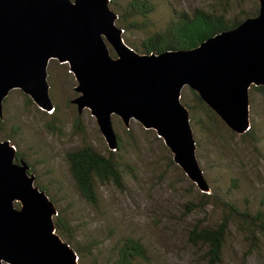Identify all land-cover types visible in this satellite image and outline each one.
<instances>
[{"label": "rangeland", "instance_id": "374dc122", "mask_svg": "<svg viewBox=\"0 0 264 264\" xmlns=\"http://www.w3.org/2000/svg\"><path fill=\"white\" fill-rule=\"evenodd\" d=\"M111 1L124 41L138 50L144 39L161 31L177 12L191 14L200 9L224 13L232 20L258 8L255 0H148L153 11L143 22L128 19L125 9L131 0ZM130 21H138V27H128ZM46 73L55 111H41L21 91L12 90L2 107L0 141L15 148L16 155L30 166L36 185L61 211L69 228L64 239L78 252L79 264H113L127 236L138 240L146 251L143 259L132 264H213L207 246L197 239L191 241L190 232L214 228L227 218V205L241 212H264V90H249L250 135L231 132L206 110H197L190 121L197 162L209 186L208 192H201L174 164L155 132L135 121L126 128L119 118H112L121 149L109 150L90 112L78 114L71 104L77 94L68 66L51 60ZM181 95L194 105L190 89L184 88ZM84 145L103 155L114 152L121 166V187L97 183L95 206L78 193L65 159L67 152ZM215 264H264V240L250 235L235 216Z\"/></svg>", "mask_w": 264, "mask_h": 264}, {"label": "water", "instance_id": "95a60500", "mask_svg": "<svg viewBox=\"0 0 264 264\" xmlns=\"http://www.w3.org/2000/svg\"><path fill=\"white\" fill-rule=\"evenodd\" d=\"M255 1V16L193 49L140 54L126 45L110 0H0V117L12 90L54 109L46 68L55 60L75 79L71 104L90 112L109 150L118 147L112 118L126 128L135 121L208 192L181 93L195 92L231 132L249 130V90L264 87V0ZM34 183L30 166L0 141V264H79L56 233L54 203Z\"/></svg>", "mask_w": 264, "mask_h": 264}, {"label": "trees", "instance_id": "16d2710c", "mask_svg": "<svg viewBox=\"0 0 264 264\" xmlns=\"http://www.w3.org/2000/svg\"><path fill=\"white\" fill-rule=\"evenodd\" d=\"M109 4L111 5L113 2L110 0ZM125 10L128 19L139 18L144 22L152 13L153 6L148 0H131ZM257 12L258 8L253 14L245 15L242 19L234 18L232 20H228L224 13L213 14L200 9L194 10L191 14L183 11L177 12L174 18L171 19L161 31L155 32L144 39L140 44L139 50L126 41L125 43L130 48H135V50L140 51L141 54H158L165 51L189 50L197 47L205 40L222 31L236 27L245 19L255 16ZM128 27L135 29L138 27V21H130ZM252 88L259 92L264 90V87ZM190 94L191 102L194 103V105L191 106L187 102L188 100L186 97L181 95V102L188 109L190 121L193 120L197 110L212 112L195 92L190 90ZM55 109L56 108H54L53 111H55ZM1 119L2 117H0V130L2 129ZM78 129L81 130L80 125H78ZM249 130L244 134L250 135ZM117 140L118 147L116 150L119 151L121 149V144L118 136ZM113 153L114 152L109 151L108 155H103L94 150L91 146L84 145L74 151L67 152L65 155L71 178L78 193L92 206H95L98 202L96 191L97 183H112L117 187H121L122 185L121 166L115 159ZM17 159H21L18 154ZM35 186H37L36 183ZM38 188L43 191L42 188ZM226 207L229 211L227 218H224L218 225L214 228L192 230L189 235L191 241L197 239L207 246V254L210 262L213 264L220 261L225 235L231 218L235 216L248 228L250 235L253 236V234H257L260 239L264 240V212L262 210L251 213L248 211L241 212L232 205H227ZM53 221L56 233L64 242L68 243V241L64 239V236L66 233H69V228L65 220L61 217V211L57 212V216ZM76 254L78 256L77 251ZM145 255L146 251L142 244L138 240L127 236L123 238L118 246L113 264H132L135 260L143 259Z\"/></svg>", "mask_w": 264, "mask_h": 264}]
</instances>
